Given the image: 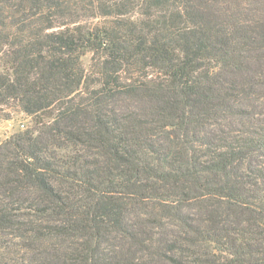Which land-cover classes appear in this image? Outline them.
<instances>
[{"label": "trees", "instance_id": "obj_1", "mask_svg": "<svg viewBox=\"0 0 264 264\" xmlns=\"http://www.w3.org/2000/svg\"><path fill=\"white\" fill-rule=\"evenodd\" d=\"M0 115V264H264V0H0Z\"/></svg>", "mask_w": 264, "mask_h": 264}, {"label": "rangeland", "instance_id": "obj_2", "mask_svg": "<svg viewBox=\"0 0 264 264\" xmlns=\"http://www.w3.org/2000/svg\"><path fill=\"white\" fill-rule=\"evenodd\" d=\"M89 61V55L84 58L85 64ZM26 120L14 115L11 120H6L0 115V143L7 139L12 133L22 129L23 125H26Z\"/></svg>", "mask_w": 264, "mask_h": 264}]
</instances>
